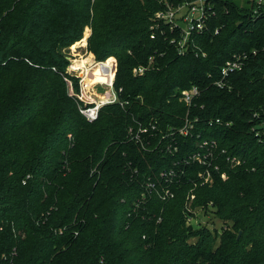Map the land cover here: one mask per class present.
Returning <instances> with one entry per match:
<instances>
[{
  "label": "trees",
  "instance_id": "1",
  "mask_svg": "<svg viewBox=\"0 0 264 264\" xmlns=\"http://www.w3.org/2000/svg\"><path fill=\"white\" fill-rule=\"evenodd\" d=\"M166 1L185 0H0V264H264V16L218 2L210 30L222 31L194 34L180 53L151 36ZM86 27L88 50L117 58L127 101L104 104L94 121L65 78L79 92L66 48ZM253 48L231 88L214 83L227 58ZM139 65L149 67L135 75ZM193 84L201 94L189 107L181 95ZM130 126L149 130L136 142ZM203 140L218 142L210 164L222 166L209 180L186 162ZM171 169L195 178L171 187ZM209 203L233 230L192 224Z\"/></svg>",
  "mask_w": 264,
  "mask_h": 264
},
{
  "label": "built area",
  "instance_id": "2",
  "mask_svg": "<svg viewBox=\"0 0 264 264\" xmlns=\"http://www.w3.org/2000/svg\"><path fill=\"white\" fill-rule=\"evenodd\" d=\"M224 0H185L178 4L171 3L169 1H166V5L163 9H160L155 14V23L153 24V31L151 33L152 37H156L159 33L165 35L166 38H169L172 43H175L177 46V49L180 53H186L190 50V43L193 39L194 34L202 35L210 30V20L213 16L216 17L217 15V5L218 2H223ZM234 1V0H233ZM240 1V4L242 6H247L249 8L250 13V19L256 20L258 17L264 16V0H238ZM223 4L222 7L226 13L229 12V7L226 6V4ZM225 26V23H220L216 25L213 28V35H217L222 31V28ZM177 30H179L178 35H172ZM167 31L171 33V37H169ZM194 42V41H193ZM198 44L195 45V54L200 55L203 57H206L208 55V52L204 49L201 51L196 49ZM199 47V46H198ZM264 49V46H263ZM258 48H253V50H241L234 52L233 55L225 60V62L222 64L219 77L214 81V83L221 87V88H231L232 84L230 82V76L243 69L245 65L249 62V59L258 53ZM70 62L67 67V71L70 74L77 75L80 77L79 82H84L85 79V73L87 72L84 68H91L93 69L95 66L101 65L103 67V70H105L110 75V79L106 82L103 81H96L94 83H100L106 88L102 91L104 98L100 99H94L91 102H86L80 105V111L84 114V116L90 120L94 121L99 117V112L101 107L106 103H114V102H120L121 104H124L127 101L121 100L120 98V91L122 90V87L116 88L115 86V77H116V70H117V58L116 62L113 65H107L106 61L108 58L101 60L97 59L95 56H93L94 61L89 64L88 66H82L74 67L72 59L75 58L72 56H68ZM153 62V57H150L149 64ZM149 66L146 65H139L134 67L133 71L134 74H143L145 70ZM84 70L85 73H81V71ZM65 78L72 82L70 78L65 76ZM109 86V88H108ZM75 94L80 98L83 99L80 92H75ZM201 94V88L199 85L193 84L190 87H187L182 90L181 98L187 103L189 107H191L194 104V101L196 97H198ZM102 95V96H103ZM198 118V117H197ZM220 118L211 119L210 123H216L220 122ZM194 121L191 120L189 117L186 120V128H182V131L184 133L188 134L190 131V128L193 127ZM259 126L261 128H257V135L259 137V140H264V119L260 120L258 122ZM130 135L131 138H134L136 142L142 141V133L147 132L149 130L148 127L144 126L138 129V131L134 132V127L130 126ZM201 149H198L195 152H190L188 154V157L186 159L187 163H192L193 161H201L204 162V164L210 165V155H215L216 147H218V142L216 140H203L200 143ZM175 149L177 150L178 147L174 145ZM215 147V148H214ZM172 149V148H170ZM222 152H225V149L222 150ZM216 158V157H215ZM214 158V159H215ZM213 159V160H214ZM227 161L230 162H237L240 163L241 159L237 158L235 155H228ZM216 167H220L219 164H215ZM214 165V166H215ZM207 172L205 176V180H209L212 178L211 169L206 166ZM174 170L171 169L169 171L164 170L162 172V175H165L167 178L172 179L169 174L173 175ZM226 171L222 172V176L226 177ZM151 187H154V184L151 185ZM171 194H173V191H169Z\"/></svg>",
  "mask_w": 264,
  "mask_h": 264
},
{
  "label": "rangeland",
  "instance_id": "3",
  "mask_svg": "<svg viewBox=\"0 0 264 264\" xmlns=\"http://www.w3.org/2000/svg\"><path fill=\"white\" fill-rule=\"evenodd\" d=\"M90 32H91V28L86 27L85 32H84V36L80 40L72 43L71 45L68 46V48H66V52L68 54L67 56L75 57V59L82 58L85 56L87 57L89 54H92L93 56H95L94 53H92L87 48V39H88ZM114 62H116V61L114 60ZM114 62L111 64L112 65L115 64ZM80 66H84V65L81 64ZM81 73H82V71H81ZM83 73H85V71ZM95 79L96 78L94 75L89 74V77H87V79L84 82L79 83V85H80L79 92H80L81 96L83 97V99H81L83 101V103H86V102L89 103L94 99L104 98L105 95H103L102 91L106 88V86H104L100 83H94ZM79 80H80V77H79ZM68 84H69L68 85L69 86V92L72 94H75L73 82L68 81ZM108 88H109V86H108ZM173 149H174V151L176 150L174 146H173ZM189 152H191V151H189ZM216 156L217 155H210L209 156L211 158L210 161H212ZM192 162L193 163L189 164L190 167H191V165H197V164H195L196 163L195 160L193 161V159H192ZM180 164L181 163H179L178 165H180ZM198 164L202 165V168L199 171L195 172V176H197V178L198 177L205 178L206 173H208L206 167L204 169V165L211 169L210 171L212 174H213V171L219 172L220 168H222V166L217 168L216 165L215 166L211 165V164L207 165L201 161H199ZM182 166H184V163L181 164L180 167L182 168ZM213 168L215 170H212ZM181 170H180V172H178V171L173 172V175L169 174V176L171 178H173V181H166V182L169 185H171V187H173L172 186L173 183L174 184H180V185L183 184L185 181V176L187 177L189 182H191L190 180L192 178H195L191 171H190V173H187V169L184 172H181ZM226 176H227V174H226ZM174 178H176V179H174ZM170 180H172V179H170ZM192 211H193V215L190 217V219H191V222L194 226L206 224L211 229L216 230L217 233L219 234V237L221 236L222 232H224L226 230H233V221L220 217L218 215L217 207L215 204L209 203L207 206H204V207L200 206L197 208H193ZM240 232H241V230H239V233L237 231L238 235L240 234Z\"/></svg>",
  "mask_w": 264,
  "mask_h": 264
},
{
  "label": "bare ground",
  "instance_id": "4",
  "mask_svg": "<svg viewBox=\"0 0 264 264\" xmlns=\"http://www.w3.org/2000/svg\"><path fill=\"white\" fill-rule=\"evenodd\" d=\"M73 58V57H72ZM73 58L72 61H73V66L74 67H79L81 68L82 66H80L81 64L82 65H89L91 64L94 59H93V55L92 54H89L87 57H82V58H77L75 59ZM110 60V61H109ZM114 60L116 61V59H112V58H108V60L106 61V64L107 65H112L111 63L114 62ZM75 61V62H74ZM76 63V64H75ZM115 63V62H114ZM87 72L85 73V79H87V77H89V74H92L95 76V82L96 81H103V82H106L107 80L110 79V75L109 73H107L105 70H103V67L101 65H98V66H95L93 69L91 68H84ZM84 72V70H82V73ZM91 72V73H90ZM84 74V73H83Z\"/></svg>",
  "mask_w": 264,
  "mask_h": 264
},
{
  "label": "water",
  "instance_id": "5",
  "mask_svg": "<svg viewBox=\"0 0 264 264\" xmlns=\"http://www.w3.org/2000/svg\"><path fill=\"white\" fill-rule=\"evenodd\" d=\"M91 33V32H90ZM90 35V34H89ZM89 37V36H88ZM242 232V231H241ZM241 232H240V234H241Z\"/></svg>",
  "mask_w": 264,
  "mask_h": 264
}]
</instances>
